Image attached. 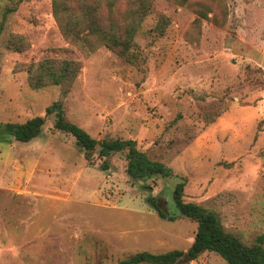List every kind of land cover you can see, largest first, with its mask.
Masks as SVG:
<instances>
[{"label":"rangeland","instance_id":"1","mask_svg":"<svg viewBox=\"0 0 264 264\" xmlns=\"http://www.w3.org/2000/svg\"><path fill=\"white\" fill-rule=\"evenodd\" d=\"M190 2L152 0L133 40L143 71L103 44L87 52L67 42L51 0H0V122L44 116L61 100L92 138L134 140L173 171L132 180L125 153L105 160L97 149L89 162L46 116L35 139L0 142V264H117L144 251L186 252L196 224L172 200L183 178L185 201L215 212L244 244L264 241V0ZM13 35L24 38L18 52L8 48ZM46 58L81 64L66 93L29 85L26 65ZM219 100L226 111L206 123L202 114ZM182 264L227 263L205 252Z\"/></svg>","mask_w":264,"mask_h":264},{"label":"trees","instance_id":"2","mask_svg":"<svg viewBox=\"0 0 264 264\" xmlns=\"http://www.w3.org/2000/svg\"><path fill=\"white\" fill-rule=\"evenodd\" d=\"M181 6L190 5L191 0H167ZM123 8L117 17L115 7ZM152 0H51L52 16L55 19L64 39L83 51H93V44H103L115 50L129 63L143 68L139 61L134 37L140 23L151 12ZM164 16H161L156 30L161 35L166 27ZM24 38L11 36L8 48L14 52L23 47ZM81 69L78 61L68 59L46 58L38 63L26 65L29 85L43 88L47 85L59 86L63 94L70 90ZM226 111L223 101L211 102L202 117L206 123H213ZM53 116L52 128L72 136L82 149L84 157L90 162L97 149L98 157L107 159L117 153H125V172L132 180H142L159 176L168 178L173 175L170 167L150 159L131 139L92 138L85 130L70 122L65 114L61 100L53 102L44 110V116H36L24 122H0V142H29L42 131L45 117ZM106 163L102 169H106ZM185 179L173 189L172 200L179 216L196 224V232L186 252L177 250L161 254L149 252L135 253L117 264H182L192 261L205 252L218 255L227 264H264V241L258 236L251 245L244 244L239 238L225 231L217 214L201 205L184 200ZM147 201L158 209L162 218L174 221V215L163 213L156 205L154 198Z\"/></svg>","mask_w":264,"mask_h":264},{"label":"water","instance_id":"3","mask_svg":"<svg viewBox=\"0 0 264 264\" xmlns=\"http://www.w3.org/2000/svg\"><path fill=\"white\" fill-rule=\"evenodd\" d=\"M186 260H188V258L186 257Z\"/></svg>","mask_w":264,"mask_h":264}]
</instances>
